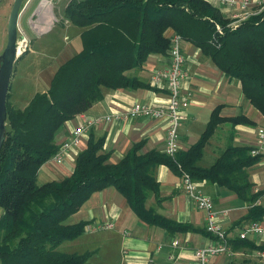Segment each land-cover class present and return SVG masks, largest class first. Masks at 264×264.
Segmentation results:
<instances>
[{
    "label": "trees",
    "instance_id": "obj_1",
    "mask_svg": "<svg viewBox=\"0 0 264 264\" xmlns=\"http://www.w3.org/2000/svg\"><path fill=\"white\" fill-rule=\"evenodd\" d=\"M63 15L83 28L81 49L56 68L49 89L33 95L22 110L6 102L0 146V264H87L89 252L67 254L58 246L85 232L88 222L66 224L69 215L109 186L148 226L169 232L189 229L146 206L150 194L156 199L159 192L152 168L162 164L179 175L185 171L196 182L227 188L248 204L245 223L259 222L264 205L257 201L264 189L254 192L248 180L247 168L259 159L249 154L251 147L229 143L209 166L197 164L217 125L252 123L243 115L220 116V106L210 112L199 139L175 154V163L163 152H143L141 142L112 163L109 153L102 152L103 138H98L88 140L66 178L39 186L35 176L55 153V132L101 100L105 88L147 86L126 72L140 67L149 54L166 53V30L194 44L223 74L237 78L244 98L264 116V10L230 25L206 0H68ZM231 244L232 250H264V244L249 239L234 237Z\"/></svg>",
    "mask_w": 264,
    "mask_h": 264
},
{
    "label": "crops",
    "instance_id": "obj_2",
    "mask_svg": "<svg viewBox=\"0 0 264 264\" xmlns=\"http://www.w3.org/2000/svg\"><path fill=\"white\" fill-rule=\"evenodd\" d=\"M32 1L28 0L26 7L21 10L20 20L22 14L28 10V7L30 8ZM206 1L210 2L211 5L220 10L222 15L235 23L240 16L243 17L246 16V13L249 15L256 11L258 6L264 7V0H251L247 9H243L238 5L226 9L224 5H220L215 0ZM65 6L63 9H65ZM40 8V5L37 6L34 11L29 12L27 15V27L33 37L43 32L44 36L48 35L54 29H57L58 32L57 36L51 38L49 42L43 41V53L46 56H51L52 60L48 64V73L44 71V89L37 93L49 89V82L56 72V68L81 49L79 35L83 29L73 25L63 15L62 8L52 9V15L57 18L55 23H58V27H55V23L49 24L50 22L46 25L48 20H46L44 13L40 15L42 10ZM47 26V31L43 30ZM171 32H173L172 29L166 30L164 35L168 38ZM33 37H29V44ZM182 51L185 56L187 72L181 89L184 93L190 95V99L184 113L186 119L177 128L180 149L187 151L191 144L199 139L202 130L210 119V112L216 106H220V116L228 118L243 115L250 119L252 123H241L232 127L225 123L218 125L214 134L207 140L201 159L197 161V164L200 167L209 166L215 161L218 153L229 143L239 145V147L254 148L257 145L256 138L258 137L259 128L264 129V116L244 98L240 89L241 83L237 78L223 74L209 60V56L205 55L191 42L183 41ZM166 60V53H152L148 55L140 67L132 68L126 72L129 78L134 77L146 84L145 88H118L116 90L105 88L101 100L92 103L86 112L66 120L65 124L55 132L56 145L64 142L70 131L79 125L80 116L89 118L106 116L111 112L127 109L132 102L147 103L157 107L164 106L168 100L167 92L164 87L152 85L149 77L154 70L165 66ZM165 126L164 120H146L142 117L133 118L130 121H120L119 123L111 122L106 125L89 126L82 135L78 150L68 152L60 164L52 163L50 158L41 164L40 169L36 172V182L40 186L49 181L66 178L73 170L74 158L82 151L89 139L103 138L102 152L109 153L108 161L112 163L118 162L136 142L142 143V149L145 153L149 150H156L161 153ZM247 170L248 180L254 185V192L264 189V155L260 154L256 163L250 165ZM152 174L157 181L159 192L156 199L153 194H150L145 200L147 208L151 206L154 208L155 213L161 215V217L172 219L177 224H185L189 226V229L169 232L158 226H148L133 215L125 199L116 189L109 186L91 194L82 203L80 209L69 215L66 224L79 221L93 223L111 221L113 222V228L97 232L85 231L82 235L70 239V241L66 240V242H76L77 244L89 246L82 252L77 250L72 252L81 254L85 251L89 252L87 264H193L194 249L205 246L210 240L204 232L203 213L184 195L185 193L180 184L181 177L178 173H173L167 165L162 164L152 168ZM198 184L202 192L213 201V209L218 213L217 223L219 222L226 229L230 238H234L235 229L245 225L248 204L223 186L213 185L205 181L198 182ZM261 196L264 200V193ZM260 203L262 204V202ZM0 214H2L1 209ZM259 221L264 224V216ZM247 238L256 245L264 244V238H260L258 241L253 236ZM172 240L178 241L179 247L172 246ZM170 253L173 254L172 259L169 258ZM247 262H253V260L243 258L241 255H233V257L220 255L211 257L207 264H247Z\"/></svg>",
    "mask_w": 264,
    "mask_h": 264
},
{
    "label": "built area",
    "instance_id": "obj_3",
    "mask_svg": "<svg viewBox=\"0 0 264 264\" xmlns=\"http://www.w3.org/2000/svg\"><path fill=\"white\" fill-rule=\"evenodd\" d=\"M28 2V0H26ZM50 2V0H44ZM224 5L226 9H231L237 7V5L243 9H247L250 6L251 0H215ZM26 2V3H27ZM43 2V0H41ZM40 2V3H41ZM51 4V2H50ZM42 8L41 14L44 13V6L40 4ZM53 6H51L50 13L52 19L49 24L55 23L57 18L52 15ZM264 10V7L258 6V9L251 14L260 13ZM43 11V12H42ZM249 14V15H251ZM248 13L246 16H240L237 22L245 17H249ZM231 22V21H230ZM232 21L230 25H236ZM19 22L17 24V38H16V52L19 54L24 53L29 48V42L27 35L19 30ZM48 26L43 28L47 31ZM169 45L166 48L167 60L163 67H160L153 71L150 75V83L156 87H164L168 95V100L164 106L157 107L155 105L143 104L141 102H132L127 109L121 110L119 112H111L106 116H95L92 118L80 116V122L77 127H74L70 131L66 140L61 144L57 145L55 153L50 158V161L55 164H60L62 159L65 158L68 152L72 150H78L79 144L81 142L82 135L84 131L90 126L103 124L106 125L111 122L133 120V118L142 117L143 119L152 120H164L166 126L164 127V140L162 152L165 156L171 159L174 163L176 162L175 154L180 150L179 146V135L177 128L181 125V122L185 120L184 113L187 109V104L190 99L188 93H184L181 89L182 83L185 79L186 64L185 56L182 51L183 40L179 34L174 31L168 36ZM257 145L249 151L252 156L264 155V129L259 128L258 137L256 138ZM178 167H180L177 164ZM177 167V168H178ZM181 181L180 184L184 191V195L187 199L191 200L197 209L203 213L204 230L208 233L209 242L205 246H200L195 248L194 261L193 264H207L209 259L213 256L227 255L233 257V255H241L243 258H248L256 261V263L264 262V250H247L238 251L232 250L231 240L226 229L218 222V213L213 209V201L205 193L202 192L198 182L194 181L189 174L185 171H180ZM257 192V191H256ZM260 203L259 199L257 204ZM113 228V222L107 221H97L95 223L88 222L84 226V231H100V230H110ZM234 237L246 240L248 236H259L264 234V224L255 221H250L245 223L242 227H237L235 229ZM172 246L175 248L179 247V242L172 240ZM169 258H173V254L170 253Z\"/></svg>",
    "mask_w": 264,
    "mask_h": 264
},
{
    "label": "rangeland",
    "instance_id": "obj_4",
    "mask_svg": "<svg viewBox=\"0 0 264 264\" xmlns=\"http://www.w3.org/2000/svg\"><path fill=\"white\" fill-rule=\"evenodd\" d=\"M39 1L40 0H33L32 4H30V8L28 7V10H26L21 16L22 18L20 20L19 30L23 31L28 36V42L30 41L29 37H33V35L27 27V15L29 14V12L35 10L37 5L39 4ZM67 1L68 0H50L51 6L58 9H63L67 4ZM11 2L12 0H0V52L3 51L7 39V15L11 8ZM55 25V27H58V23H55ZM57 32L58 30L54 29L48 35L44 36L43 32L40 35H36L35 37H33L31 43L29 44L28 50L25 51L21 56L22 58L16 60L15 64L13 65V72L9 81L10 89L7 98L9 104L13 107L22 109L24 105H26L30 101L32 95H35L37 92L44 89V73L46 71L48 73V64L52 59L51 56H46V54L43 53V41L49 42L51 38L57 36ZM262 197L263 196L260 197L261 201L259 200V202H262V204H264V200H262ZM253 237L256 239V241H258L260 238H264V234ZM85 248H89V246L86 244L81 245L77 244L76 242L66 241L61 242L58 246V249L60 251L67 253H71L74 250L82 252L85 250ZM244 251H247V249ZM255 262L253 260V262H247V264H255Z\"/></svg>",
    "mask_w": 264,
    "mask_h": 264
},
{
    "label": "water",
    "instance_id": "obj_5",
    "mask_svg": "<svg viewBox=\"0 0 264 264\" xmlns=\"http://www.w3.org/2000/svg\"><path fill=\"white\" fill-rule=\"evenodd\" d=\"M26 0H12L11 9L7 15V39L5 47L0 52V146L3 144V135L5 133V119L7 114L5 112V106L7 102V95L10 89L9 81L12 76V68L16 60L21 59L22 54L16 51V38H17V24L19 21V15L28 3Z\"/></svg>",
    "mask_w": 264,
    "mask_h": 264
},
{
    "label": "bare ground",
    "instance_id": "obj_6",
    "mask_svg": "<svg viewBox=\"0 0 264 264\" xmlns=\"http://www.w3.org/2000/svg\"><path fill=\"white\" fill-rule=\"evenodd\" d=\"M42 5L44 6V10H43L44 11V16H46V20H48V22H47V24H48L50 22V20L52 19V16H51V13H50L51 4H50V2L43 0Z\"/></svg>",
    "mask_w": 264,
    "mask_h": 264
},
{
    "label": "flooded vegetation",
    "instance_id": "obj_7",
    "mask_svg": "<svg viewBox=\"0 0 264 264\" xmlns=\"http://www.w3.org/2000/svg\"><path fill=\"white\" fill-rule=\"evenodd\" d=\"M41 0L38 2L39 4L37 5V6H39L41 3ZM32 3V2H31ZM11 6H12V4H11ZM11 9V8H10ZM20 16V15H19ZM7 20H8V18H7ZM19 20H20V18H19ZM19 22V21H18ZM6 37H7V33H6Z\"/></svg>",
    "mask_w": 264,
    "mask_h": 264
}]
</instances>
